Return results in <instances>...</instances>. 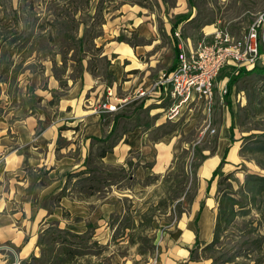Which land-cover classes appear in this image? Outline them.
Returning a JSON list of instances; mask_svg holds the SVG:
<instances>
[{
	"label": "crops",
	"instance_id": "obj_1",
	"mask_svg": "<svg viewBox=\"0 0 264 264\" xmlns=\"http://www.w3.org/2000/svg\"><path fill=\"white\" fill-rule=\"evenodd\" d=\"M106 14H109V19L105 18L103 34L94 42L102 47V55L110 60L108 71L113 76L112 84L106 86L104 81L84 71L82 78L74 83L68 79V89L59 96L55 105L49 106L47 102L52 98L50 90L61 89L52 75H45L46 89L39 86L41 77H37L36 85H29L37 96L42 97L39 107H35L31 115H23L12 123H8V119L18 114L9 112L4 121L0 122V171L6 179V182L0 183V246L8 245L5 248H11L8 250L12 253L0 249V264H12L15 259L20 263H28L33 256L38 257L40 250L36 241L41 229L49 223L55 222L60 228L75 233L85 232L88 224L91 227L99 225V211L97 207L91 209L90 206L95 205V202L87 199L97 191H91L88 197H83L71 184L76 178L73 177L66 184V175L85 170L87 158H93L100 147L95 139L103 138L110 132L117 109L132 111L134 106L142 104V111L148 114L151 121L147 127L131 125L126 131L118 128L116 144L99 160L100 163L105 166H125L130 152L142 151L146 154L152 147L156 152L149 167H140L139 164L135 166L139 170L161 173L174 158L176 149L170 141L166 143L164 139L162 141V137L154 141L147 139V132L161 127L164 119L174 117H169L172 101L160 91H151V86L162 73L171 72V66L176 65L174 38H177L178 50L196 40L179 36L183 24L178 26L173 37L170 23L166 20L163 32L171 41L169 49L173 55L167 66L168 58L167 62H163L155 55L158 44L156 30L143 6L124 3L118 9L109 8ZM214 27V24L203 26L200 29L201 35L211 33ZM133 31L138 32L137 38L143 39V42H127ZM119 36L126 41H118ZM149 39L151 41L147 42ZM157 65L159 70L155 75L153 73ZM142 90L149 93L147 96L137 97V91ZM165 102L169 105L166 106ZM103 103L116 105V110L101 111ZM46 107H55V116L46 115ZM37 109L42 110L40 115H37ZM227 128L228 125L225 124L220 129L214 155L207 157L197 169L200 179L209 180L222 160L223 169L234 163V160L228 159V155L238 148L233 149L229 143ZM162 146L167 148L162 149ZM226 148L228 150L225 154ZM166 149L170 153L167 163L161 160ZM210 161H213L212 164ZM158 166L162 170H157ZM64 185L67 195L55 201L54 196ZM108 195L107 192L106 198ZM216 204L213 197L203 196L201 200L197 197L194 206H191L190 217L181 219L179 227L183 229L175 236L170 234L165 240L155 243L156 252L147 264H211V259L208 258L190 260L189 257L196 250V240L200 249L212 240Z\"/></svg>",
	"mask_w": 264,
	"mask_h": 264
},
{
	"label": "trees",
	"instance_id": "obj_2",
	"mask_svg": "<svg viewBox=\"0 0 264 264\" xmlns=\"http://www.w3.org/2000/svg\"><path fill=\"white\" fill-rule=\"evenodd\" d=\"M138 1L0 0V122L4 121L9 112L19 111V113H24L23 115H31L36 105L39 107L42 97L37 96L28 83L23 85V82L28 81L29 75L42 74L45 68L44 61L51 63L52 76L57 80L61 89L60 92L50 90L52 98L47 102L49 106L55 105L59 96L68 89V79L74 83L82 78L84 71L95 78L100 76L105 81V85L110 86L113 82V76L108 71L110 60L102 55V47L97 46L94 40L103 34L104 15L109 12V8L115 10L124 3L138 4ZM160 1L167 14V7L172 6L174 0ZM187 4L189 8L187 12L176 14L174 21L169 20L170 30L174 37L178 26L183 24L180 37L192 38L196 31L198 35L192 39L197 41L201 37L200 29L210 24L211 19L206 14H202L193 0H187ZM185 27L192 29L191 34L185 32ZM174 39L173 50L177 58L179 50L177 38ZM117 40L126 41L122 36H119ZM57 56L60 57L59 65L56 63ZM85 62L86 65H84ZM68 66L72 68L71 73L65 74ZM174 67L175 64L169 70L172 71ZM241 78L249 79L250 88L244 87L247 103L239 110L244 114L243 119L237 112V125L249 134L240 138L239 155L243 160L253 162L264 172V66L256 65L249 71L239 69L236 75L231 74L226 84L227 102L232 86ZM42 89H46L45 84ZM141 107L142 104H139L132 111L124 109L113 115L110 132L103 138L95 139L96 143L100 144L96 155L93 158H87L85 170L67 173L66 184L75 177L73 186L77 187L76 192L87 197L91 191H96L100 184L107 183V178L112 177L115 170L103 165L99 160L116 144L118 128L120 131H126L131 125L134 127L149 125L148 114H145ZM234 117L229 126L231 143L235 142L233 138ZM17 118H19L18 115H13L11 120ZM244 119H254V125L243 129ZM227 150L228 148L225 154ZM185 153L183 151L180 155H174L173 162L178 163L177 171L180 172V177L176 175L164 179L163 186L167 189L165 191L167 197L165 196L164 199L174 201L184 195L189 202L191 201L185 189L189 182V176L186 175L185 170ZM206 158L207 156L204 155L192 163L193 179H196L197 169ZM95 160L98 162L96 163ZM223 163L224 160L213 170L211 180L218 175ZM126 164L130 163L127 161ZM117 170L121 175L124 168ZM42 173L41 170L40 175ZM229 180H231V173H226L222 174L221 180L217 182L219 195L216 201L217 211L213 236L201 251L204 253L212 249L219 242L222 234L233 227L236 219L245 218L254 212L255 216L249 221V226L245 225L239 229L237 235L239 238L234 250L224 251L217 257H220V264H238L237 258H251L254 264H264V173L246 172L242 181L235 186ZM168 181H171L169 186H167ZM66 195V185H64L61 191L54 196V200L59 201ZM253 223H256V226H252ZM90 228L91 225L88 224L85 232L75 233L60 228L55 222L49 223L41 229L36 241V246L40 250L39 256H33L28 263L22 262V264H80L83 256L88 254L87 249L98 245L89 231ZM123 228L131 229L133 225L126 224ZM194 248H199L197 240ZM197 257L211 259V264L218 259L213 258L214 256L200 255ZM189 259H195L194 253L191 252Z\"/></svg>",
	"mask_w": 264,
	"mask_h": 264
},
{
	"label": "rangeland",
	"instance_id": "obj_3",
	"mask_svg": "<svg viewBox=\"0 0 264 264\" xmlns=\"http://www.w3.org/2000/svg\"><path fill=\"white\" fill-rule=\"evenodd\" d=\"M138 2L139 6H143L146 9L148 12L146 15L149 16V20L155 26L158 39L155 55L157 58H160V61L163 60V62H167L166 59L168 58L167 66H169L173 58L169 49L171 41L169 37L164 35L163 25L166 23V20L174 21L176 14L187 12L189 9L187 0H174L172 6L167 7V14L160 0H139ZM193 2L197 4L202 14L210 17V24L227 30L233 35L241 34L251 21L264 11V0H193ZM114 13L116 14V11ZM104 17L109 19V14H105ZM185 29L186 33L191 34L192 29L190 27H185ZM207 29L210 30V27ZM137 34L138 32L133 31L130 37L127 38V41L131 43L143 42V39L137 38ZM197 35L198 33L195 31L192 38H196ZM146 41L150 42L151 39ZM259 54L260 58L256 65L264 66V39L259 45ZM56 63L57 65L60 64L59 56L56 57ZM43 64L45 67L43 73H35L33 76L29 75L28 81H24L23 85L28 83V85L35 86V78L41 77L39 86H43L46 79L45 75H52L51 63L44 61ZM158 67L157 65V69L153 74L157 75ZM71 69V66H68L65 74H70ZM238 70L225 66L219 72L214 80V93L210 109H207L201 100H195L188 106H182L178 114L173 118L164 119L165 122L161 127L147 132V139L151 141L157 140L159 137H162V141L164 139L166 143L170 141L169 143L175 146L176 149L174 155H180L183 151L186 152L184 155L186 162L185 170L186 175L189 176V182L185 189L188 191V198H191V201L189 202L184 195L174 201L164 199L165 196L167 197V193L165 192L167 189L163 186V181L167 177H174L176 175L180 177V172L177 171L178 163H174L172 160L161 173H153L147 169L139 170L135 165L139 164L140 167H142L141 165L143 167L149 166L151 159L155 157L156 149H152L151 147L150 151L146 154L142 151L130 152L127 158L130 164H125V166L119 164L109 166L115 170L113 176L107 178V183L99 185L95 195L87 198L91 202H95V205H90L91 209L97 207L99 211V222H97L99 225L89 229L93 239L98 242V247L91 246L88 248V254L83 256L80 264H147L153 259L156 252L155 243L163 241L165 240L164 238L171 235L175 236L180 229H183V227H179L181 219L185 220L190 217L191 206H194L197 197L200 200L203 196L204 198L213 197L215 202L217 201L219 195L217 182L221 180L222 174L231 173V180L229 181L235 186L242 181L246 172L264 173L253 162L243 160L239 155L240 138L249 134V132L242 131L240 126L237 125V112L245 107L247 103L244 87L250 88L249 79L241 78L236 81L228 95V102L227 94L225 93L228 77L231 74L236 75ZM96 78L102 80L100 76ZM165 105L168 106L169 103L165 102ZM122 109H117V112H120ZM36 111L37 115L42 113L40 109ZM16 112H18L19 117H23L24 113ZM45 112L49 117H53L55 116L56 109L55 107H46ZM163 113L165 115L168 114L167 112ZM239 114L241 119H243L244 114L242 112H239ZM41 116L43 117L44 115ZM233 116H235V126L233 129L235 142L231 143L229 141V143L233 146V149H238L237 151L232 150V153L228 155V159L234 160V163L231 167L227 166L225 169H223L222 165L218 171V175L212 180L209 179L210 181L208 179L202 180L197 175L196 179H193L192 163L195 159H199L204 155L207 157L214 155L220 129L225 124L228 125L227 137L229 138V126L233 121ZM147 120L151 121L149 116ZM244 120L245 125L243 129L254 125V119ZM12 121L10 118L7 122L12 123ZM161 148L167 147L162 146ZM169 154L166 149L165 153L161 155L162 162H168ZM212 162L210 161V164ZM121 167L124 170L119 175L117 169ZM156 169L162 170V167L158 166ZM0 178V183L6 182L5 176L1 175V171ZM170 183L171 181H168L167 186L171 185ZM168 191L170 192L169 189ZM107 192L110 195H108V198H106ZM215 206L217 207V204ZM253 216H255L254 212L245 218L236 219L233 227L222 234L219 242L212 249L203 253L199 246V249L194 250L195 259H198L197 256L200 255L207 257L214 256L213 258H215L224 251L234 250L236 241L239 238L237 236L239 229L245 225L249 226V221H251ZM126 224L133 225V228L124 229L123 226ZM252 226H256V223H253ZM6 246L8 245L2 244L0 249L9 252L8 248H5ZM9 253L12 254L11 252ZM217 258L214 264H220V257ZM236 262L238 264H254L251 258H237Z\"/></svg>",
	"mask_w": 264,
	"mask_h": 264
},
{
	"label": "built area",
	"instance_id": "obj_4",
	"mask_svg": "<svg viewBox=\"0 0 264 264\" xmlns=\"http://www.w3.org/2000/svg\"><path fill=\"white\" fill-rule=\"evenodd\" d=\"M263 39L264 11L239 35L214 27L211 33L202 34L193 44L180 47L174 69L162 73L152 83L151 91H160L172 101L169 117L177 115L182 106H188L195 100H201L210 109L214 80L222 68H254L260 58L259 45ZM148 93L145 90L137 91V97L147 96ZM100 110L115 111L116 105L103 103ZM12 264L20 262L15 259Z\"/></svg>",
	"mask_w": 264,
	"mask_h": 264
},
{
	"label": "water",
	"instance_id": "obj_5",
	"mask_svg": "<svg viewBox=\"0 0 264 264\" xmlns=\"http://www.w3.org/2000/svg\"><path fill=\"white\" fill-rule=\"evenodd\" d=\"M8 248V247H7ZM8 249H11V248H8Z\"/></svg>",
	"mask_w": 264,
	"mask_h": 264
}]
</instances>
